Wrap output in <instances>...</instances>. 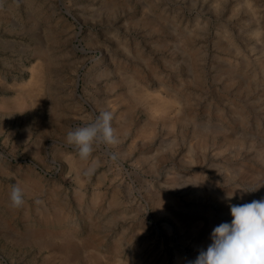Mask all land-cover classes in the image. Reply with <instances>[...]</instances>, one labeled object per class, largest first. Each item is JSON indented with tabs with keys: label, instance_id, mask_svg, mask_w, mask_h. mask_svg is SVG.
Instances as JSON below:
<instances>
[{
	"label": "rangeland",
	"instance_id": "374dc122",
	"mask_svg": "<svg viewBox=\"0 0 264 264\" xmlns=\"http://www.w3.org/2000/svg\"><path fill=\"white\" fill-rule=\"evenodd\" d=\"M262 198L264 0H0V264H190Z\"/></svg>",
	"mask_w": 264,
	"mask_h": 264
},
{
	"label": "clouds",
	"instance_id": "9594fccd",
	"mask_svg": "<svg viewBox=\"0 0 264 264\" xmlns=\"http://www.w3.org/2000/svg\"><path fill=\"white\" fill-rule=\"evenodd\" d=\"M114 115L104 110L95 120L87 125L70 129L66 143L73 146L83 161H88L98 145L108 148L118 146L120 138L112 126ZM111 158L116 159L115 152ZM94 168L84 171V176L91 175ZM246 191L253 192L256 191ZM13 208L25 203L24 190L13 185L9 194ZM233 217L231 223H221L211 233L212 243L206 251L190 264H264V198L250 203L230 206Z\"/></svg>",
	"mask_w": 264,
	"mask_h": 264
},
{
	"label": "bare ground",
	"instance_id": "6f19581e",
	"mask_svg": "<svg viewBox=\"0 0 264 264\" xmlns=\"http://www.w3.org/2000/svg\"><path fill=\"white\" fill-rule=\"evenodd\" d=\"M166 101V100H165ZM166 103V102H165ZM161 108V106H159ZM177 264H181V261L179 258H177Z\"/></svg>",
	"mask_w": 264,
	"mask_h": 264
}]
</instances>
